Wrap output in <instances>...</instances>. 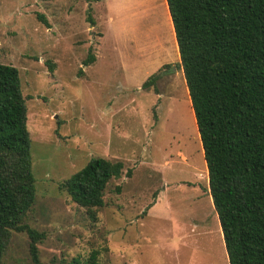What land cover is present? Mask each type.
Segmentation results:
<instances>
[{
	"label": "rangeland",
	"instance_id": "374dc122",
	"mask_svg": "<svg viewBox=\"0 0 264 264\" xmlns=\"http://www.w3.org/2000/svg\"><path fill=\"white\" fill-rule=\"evenodd\" d=\"M171 20L166 0H0V63L20 71L32 138L25 223L45 234L44 264L94 250L100 264H230L200 197L208 169ZM92 157L124 163L96 218L60 188ZM29 246L14 231L3 264H34Z\"/></svg>",
	"mask_w": 264,
	"mask_h": 264
},
{
	"label": "trees",
	"instance_id": "16d2710c",
	"mask_svg": "<svg viewBox=\"0 0 264 264\" xmlns=\"http://www.w3.org/2000/svg\"><path fill=\"white\" fill-rule=\"evenodd\" d=\"M166 1L229 263L264 264V0ZM27 122L20 71L0 63V264L14 231L28 234L34 264H44L38 244L45 234L25 223L37 200ZM123 171L120 160L92 157L60 188L96 218ZM99 256L94 250L66 264H100Z\"/></svg>",
	"mask_w": 264,
	"mask_h": 264
},
{
	"label": "crops",
	"instance_id": "0c3cea01",
	"mask_svg": "<svg viewBox=\"0 0 264 264\" xmlns=\"http://www.w3.org/2000/svg\"><path fill=\"white\" fill-rule=\"evenodd\" d=\"M172 22V21H171ZM204 157V156H203ZM198 161H196L198 164L200 163V159H198V158H196ZM208 169V168H207ZM207 173H208V170H207ZM198 189H199V191H201V189H200V187L198 186L197 187ZM208 191H209V195H206V193H204V191L202 190L201 191V195H200V197L202 198V197H204V196H207L208 198V200H209V203L212 205V207L214 208V204H213V200H212V196H211V194H210V188H209V185H208ZM204 195H203V194ZM160 195H158V197H157V199H156V201H155V203L153 204V205H151L152 207L151 208H155V206H157V202H159L160 201ZM148 214V213H147ZM194 221L195 222H197L196 224V227L197 228H199V226L201 225V223L203 222V220H202V217H197V218H195L194 219ZM202 221V222H201ZM221 231V236H222V239H223V241H224V237H223V233H222V229L220 230ZM224 244H225V242H224ZM225 248H226V246H225Z\"/></svg>",
	"mask_w": 264,
	"mask_h": 264
}]
</instances>
